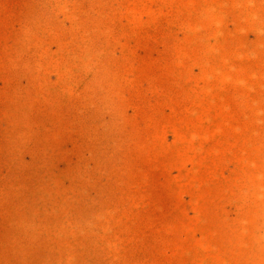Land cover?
<instances>
[{
	"label": "rangeland",
	"instance_id": "rangeland-1",
	"mask_svg": "<svg viewBox=\"0 0 264 264\" xmlns=\"http://www.w3.org/2000/svg\"><path fill=\"white\" fill-rule=\"evenodd\" d=\"M0 264H264V0H0Z\"/></svg>",
	"mask_w": 264,
	"mask_h": 264
}]
</instances>
